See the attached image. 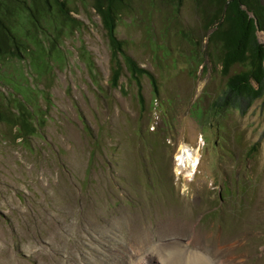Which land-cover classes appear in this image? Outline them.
<instances>
[{
  "label": "rangeland",
  "instance_id": "rangeland-1",
  "mask_svg": "<svg viewBox=\"0 0 264 264\" xmlns=\"http://www.w3.org/2000/svg\"><path fill=\"white\" fill-rule=\"evenodd\" d=\"M73 8L81 25L62 41L66 63L55 67L53 85L29 80L50 96L48 107L39 99L45 138L69 172L36 137L33 153L1 141L0 126V264H54L61 253V264H200L185 247L215 264H264V94L245 112L200 116L194 103L207 108L225 83L204 55V18L191 0L178 8L148 1L116 26L156 78L157 95L139 79L140 103L128 75L124 89L107 88L109 49L91 0ZM176 25L194 30L202 65L190 61ZM257 36L264 44V32ZM82 49L106 91L95 90L77 57ZM82 116L100 136L94 158ZM183 147L194 153L191 165L178 159ZM151 157L155 167L142 159Z\"/></svg>",
  "mask_w": 264,
  "mask_h": 264
},
{
  "label": "trees",
  "instance_id": "trees-1",
  "mask_svg": "<svg viewBox=\"0 0 264 264\" xmlns=\"http://www.w3.org/2000/svg\"><path fill=\"white\" fill-rule=\"evenodd\" d=\"M77 1L0 0V126L4 127L2 131L5 136L1 141L16 143L33 153L34 146L31 142L36 137L42 141L39 150L45 148L47 158L53 156L59 167L67 172L69 169L61 157L60 147L45 138L46 107L50 96L35 83L39 79L47 89L51 88L55 67L61 69L66 63L62 41L81 25L74 15L73 5ZM148 1L151 8L157 3L178 8L184 0H91V6L100 18L109 49L107 88L124 89L125 86L120 81L128 75L130 80L136 82L140 103L143 101L139 79L145 77L153 93L157 95L159 90L156 78L127 52V41L117 36L116 26L123 15L133 14L137 10L139 12ZM191 2L194 10L204 18V30L209 32L204 55L220 66V73L225 79L221 93L210 100L207 108L201 107L199 100L194 103V107L199 110L200 116L208 117H223L232 109L245 112L264 94V44L257 36V32H264V0ZM192 31L194 30L176 25V37L183 38L181 40L192 47L193 56L190 61L200 56ZM77 57L84 63L95 90L98 93L106 91L96 81L99 73L90 53L82 49ZM204 60L205 58L202 61L195 60V64L202 65ZM11 66L12 73L8 71ZM30 79L35 83H30ZM40 98L47 102L45 108L39 103ZM80 121L82 130L90 138V154L94 158L100 146V136L84 116ZM254 149L255 147L251 148L252 151ZM142 159H148L149 164L156 166L152 157ZM146 167L149 171L147 180L155 183L153 171ZM113 179L115 182L116 177ZM62 255L61 253L54 264L62 263Z\"/></svg>",
  "mask_w": 264,
  "mask_h": 264
},
{
  "label": "bare ground",
  "instance_id": "bare-ground-1",
  "mask_svg": "<svg viewBox=\"0 0 264 264\" xmlns=\"http://www.w3.org/2000/svg\"><path fill=\"white\" fill-rule=\"evenodd\" d=\"M178 159L181 161L182 164H185V166L187 164H190L191 165L195 161L194 153L188 152V150H186L184 147L182 148L181 153H180ZM180 167H181V165H180ZM185 248H183L184 251L186 250V253L187 254L193 255L195 258L197 257V259H199L200 262H201L200 264H215L216 263L215 261L212 260V258L210 256H206L203 253L197 252L195 250L194 251H191V250H188V249H185Z\"/></svg>",
  "mask_w": 264,
  "mask_h": 264
}]
</instances>
